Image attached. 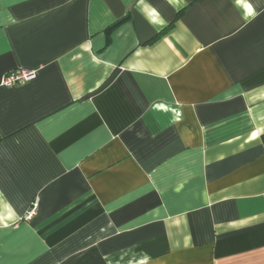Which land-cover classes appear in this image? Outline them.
<instances>
[{
  "label": "crops",
  "instance_id": "1",
  "mask_svg": "<svg viewBox=\"0 0 264 264\" xmlns=\"http://www.w3.org/2000/svg\"><path fill=\"white\" fill-rule=\"evenodd\" d=\"M0 264H264V0H0Z\"/></svg>",
  "mask_w": 264,
  "mask_h": 264
},
{
  "label": "built area",
  "instance_id": "2",
  "mask_svg": "<svg viewBox=\"0 0 264 264\" xmlns=\"http://www.w3.org/2000/svg\"><path fill=\"white\" fill-rule=\"evenodd\" d=\"M33 76H34V71L32 70L15 71L5 77L3 85L6 87H16L28 82L33 78ZM37 208H38V201H35L31 210L28 212L25 218L27 220H31L33 216L36 214Z\"/></svg>",
  "mask_w": 264,
  "mask_h": 264
}]
</instances>
